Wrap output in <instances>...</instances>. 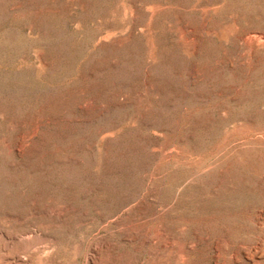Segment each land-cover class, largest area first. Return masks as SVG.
I'll use <instances>...</instances> for the list:
<instances>
[{"label":"rangeland","instance_id":"1","mask_svg":"<svg viewBox=\"0 0 264 264\" xmlns=\"http://www.w3.org/2000/svg\"><path fill=\"white\" fill-rule=\"evenodd\" d=\"M264 264V0H0V264Z\"/></svg>","mask_w":264,"mask_h":264},{"label":"bare ground","instance_id":"2","mask_svg":"<svg viewBox=\"0 0 264 264\" xmlns=\"http://www.w3.org/2000/svg\"><path fill=\"white\" fill-rule=\"evenodd\" d=\"M9 259H11V262L9 264H21L23 262V258H12V257H9Z\"/></svg>","mask_w":264,"mask_h":264}]
</instances>
